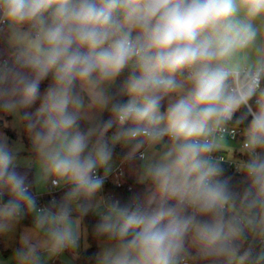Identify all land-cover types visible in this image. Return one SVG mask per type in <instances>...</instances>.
Wrapping results in <instances>:
<instances>
[{"label": "clouds", "instance_id": "9594fccd", "mask_svg": "<svg viewBox=\"0 0 264 264\" xmlns=\"http://www.w3.org/2000/svg\"><path fill=\"white\" fill-rule=\"evenodd\" d=\"M0 39L12 50L0 61V112L24 123L36 184L69 187L39 207L0 137V233L34 218L14 264L75 251L90 210L106 238L97 264H264V250L241 254L264 240V0H0ZM117 145L125 160L139 153L144 194L93 204ZM225 147L230 156L216 155Z\"/></svg>", "mask_w": 264, "mask_h": 264}, {"label": "trees", "instance_id": "16d2710c", "mask_svg": "<svg viewBox=\"0 0 264 264\" xmlns=\"http://www.w3.org/2000/svg\"><path fill=\"white\" fill-rule=\"evenodd\" d=\"M11 52L12 50L8 47V45L2 39H0V61L8 60L10 58ZM126 75H127V70L121 75V77L118 78L116 85L113 86V88L111 89V92L114 93L118 89L119 84L123 81ZM42 83L40 85L41 92L45 90V87L42 85ZM118 99L121 103H124L127 101L128 98L124 96V97H119ZM38 103L39 101H37L36 104ZM252 103H253V106L255 107V100H253ZM163 105L164 107H166L167 98L163 102ZM162 110H164L163 107H162ZM28 111H31V109H28ZM240 114L241 113H238L237 117ZM8 118L9 116L6 117V119ZM109 118H110V113L107 112L103 120H108ZM250 119L251 117H249L248 120L242 123L241 126L247 127V124L250 122ZM4 125H5L4 120L0 118V127ZM82 127L86 128L87 124L82 123ZM5 129L11 135L13 136L16 135L15 132L10 127H5ZM115 131H116L115 126L109 130V132H112V133H114ZM127 152H128L127 148L118 149L115 152H113L120 158L121 162H123V167L125 169V175L123 176V184L118 186L115 183L109 182L105 185V191L111 192L112 194H114V196L118 198L121 201V203L129 202L134 196H137V195L142 196L145 191L144 185L138 184L136 181L137 172L139 169V161H140L138 158L139 153L137 154V158H134L133 160L129 161V160H125V156L127 155ZM16 167L18 171L22 173H27L28 182L32 184V189H33L34 181H35L33 168L24 167V166H16ZM222 167L224 168V177L225 178L231 177V183L234 186V188L238 191H242L245 185L241 183V179H242L241 175L226 165H222ZM68 190H69L68 186L62 188L56 193V196L53 199L51 196L47 195L45 197L46 204L49 207H51V202L53 200L59 202ZM31 191L33 193L34 190H31ZM3 199L6 202L8 199L7 195H5ZM82 219L84 220L87 226V230H88L87 237H88L89 245L84 250L81 251L79 257L75 259L73 264H97V255L99 253V243L101 241L106 240V238L104 237H98L94 231L95 225L100 220V216L97 213H95L93 210H90L86 215L82 217ZM26 222L29 223V220ZM1 248H3L2 242H0V249ZM262 250H264V240H255V239L249 238V240L245 242L244 248L241 250V254H243L244 251H250L251 257L254 258Z\"/></svg>", "mask_w": 264, "mask_h": 264}, {"label": "rangeland", "instance_id": "374dc122", "mask_svg": "<svg viewBox=\"0 0 264 264\" xmlns=\"http://www.w3.org/2000/svg\"><path fill=\"white\" fill-rule=\"evenodd\" d=\"M51 77L46 79L42 85L47 88L48 84L50 83ZM39 103L36 105H33L31 108V111H35V108L38 107ZM107 111L103 112L101 115V119H103L106 115ZM9 116L8 119L6 117ZM0 118L4 120L5 125L0 127V137H6L7 142L11 148H14L15 156H16V166H24V167H30L34 170V179L36 181V175H37V157L35 152L32 149L31 140L26 133V128L24 123H21L17 116L14 114L9 113H3L0 112ZM5 127H10L14 132L15 136L11 135ZM113 133L108 132V136L110 137ZM226 142L229 145L236 146L239 145L240 142L232 141L229 139H225ZM121 146L117 145L114 148L115 152L116 150L120 149ZM122 148V147H121ZM223 150L230 152V149L225 147ZM121 163L120 158L113 153V158L110 162V170L108 173L112 172L115 168H117ZM141 161H139V167L141 165ZM102 173H104V169H100ZM34 181V187L33 190L36 194H45L50 193V187L51 180H49L46 184H44L42 187L38 186L36 182ZM137 181V179H136ZM61 188V187H60ZM101 199L104 200L103 197V188L102 190L97 194V196L93 200V204L98 203ZM55 211L54 209H52ZM95 213H97L95 210H93ZM32 214H28L21 218L18 222L14 224L11 230L0 233V242L3 243V248L0 249V264H14L13 257L15 255L16 250L21 246V237L29 230L32 229L34 226V219L32 217ZM79 216V213L73 212L72 217L73 219L77 218ZM33 219V220H32ZM29 220V223L26 222ZM32 220V221H31ZM88 230L87 226L84 222V220L81 218V236L79 241V247L75 251L71 250H65L61 254H57L54 256H50L46 251L42 250L40 255V264H53L57 260L60 261L58 264H73L75 259L79 257L82 250H84L88 245ZM105 241H101L99 243V252L102 250L103 244Z\"/></svg>", "mask_w": 264, "mask_h": 264}, {"label": "built area", "instance_id": "2783aa9c", "mask_svg": "<svg viewBox=\"0 0 264 264\" xmlns=\"http://www.w3.org/2000/svg\"><path fill=\"white\" fill-rule=\"evenodd\" d=\"M252 103V101L250 102ZM253 105V103H252ZM254 107V106H253ZM238 114V113H237ZM236 114V116H237ZM235 119V118H234ZM230 127L232 126V124L230 123L229 125ZM246 128L244 126H239V128L236 130L235 134H226L225 139H229L232 141H236V142H240L242 143L243 141V136L241 135L243 129ZM216 155H223L225 157L230 156V153L228 151L222 150V153H217ZM233 158L235 160H240V159H247L246 155L242 154L239 152L238 148H236L233 152ZM222 165H226L229 168L233 169L234 171H236L235 169V165L231 162H223ZM98 175L104 176V173H102L101 171L98 172ZM125 175V169L123 167V162L120 163V165L115 168L112 172L108 173L107 176L105 177L104 180V185H103V197L104 200L107 201L109 199H118L114 196V194H112L111 192H106L105 191V185L109 182L115 183L116 185L120 186L123 184V176ZM50 187V193H45V194H36L33 191V195L35 196L36 200H37V204L39 207H49L46 202H45V197L47 195L51 196L52 199L55 198L56 193L61 190L64 187L61 188H54L52 186V184L49 185ZM33 190V189H31ZM119 200V199H118ZM67 250V249H66ZM68 251V250H67ZM59 261L57 260L56 262H54L53 264H58Z\"/></svg>", "mask_w": 264, "mask_h": 264}, {"label": "crops", "instance_id": "0c3cea01", "mask_svg": "<svg viewBox=\"0 0 264 264\" xmlns=\"http://www.w3.org/2000/svg\"><path fill=\"white\" fill-rule=\"evenodd\" d=\"M120 149H122V148L120 147ZM229 153H230V152H229ZM32 217H33V216H32ZM33 219H34V218H33ZM33 219H32V220H33ZM32 220H31V221H32Z\"/></svg>", "mask_w": 264, "mask_h": 264}]
</instances>
